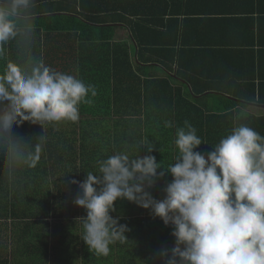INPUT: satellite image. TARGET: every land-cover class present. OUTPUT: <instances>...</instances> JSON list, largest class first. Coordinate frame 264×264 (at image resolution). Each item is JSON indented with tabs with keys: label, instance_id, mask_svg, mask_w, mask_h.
<instances>
[{
	"label": "trees",
	"instance_id": "obj_1",
	"mask_svg": "<svg viewBox=\"0 0 264 264\" xmlns=\"http://www.w3.org/2000/svg\"><path fill=\"white\" fill-rule=\"evenodd\" d=\"M48 1L34 0L31 40L21 45L14 39L3 46L0 72L8 60L24 66L34 57L95 85L97 95L90 97L91 104L80 105L77 122L46 123L44 129L28 121L13 125L12 135L21 142H35L46 133V143L31 168H9L0 150V264H162L159 250L175 243L172 227L127 200H117L111 215L128 225V239L111 245L107 256L92 254L77 221L86 209L73 202L81 190L71 181L97 172V162L115 152L139 155L144 143L155 147L151 153L142 147L141 156L154 155L167 167L178 154L175 130L185 120L204 142L195 150L205 155L238 123L264 136V113L247 111L249 105H264L259 37L264 28L253 17L264 14L242 13L239 43L240 18L233 11L192 10V0ZM193 23H203L199 34L227 35L224 47H199ZM120 24L130 29L129 40L118 38ZM218 59L237 70L252 67L246 68L252 75L245 90L232 89V84L227 89L200 70ZM155 65L162 74L146 70ZM238 113L244 118L237 119ZM166 121L173 126L166 127ZM171 180L167 173L158 179L152 195L163 199Z\"/></svg>",
	"mask_w": 264,
	"mask_h": 264
},
{
	"label": "clouds",
	"instance_id": "obj_2",
	"mask_svg": "<svg viewBox=\"0 0 264 264\" xmlns=\"http://www.w3.org/2000/svg\"><path fill=\"white\" fill-rule=\"evenodd\" d=\"M33 7L34 0H0V57L8 41L30 42ZM96 95L95 85L43 60L30 57L24 66L8 60L0 72V150L7 166L35 167L46 143L45 131L35 142H21L12 135L13 125L28 121L44 129L46 123L77 122L80 105ZM174 143L178 154L167 167L154 155L141 156L142 147L149 153L155 147L144 143L139 155L115 152L97 162V172L71 181L81 190L73 202L86 209L77 221L91 253L107 256L111 245L128 239V225L111 215L117 200H127L172 227L175 243L159 250L162 264H264V136L238 123L205 155L195 150L204 142L185 120ZM166 173L172 180L157 199L150 190Z\"/></svg>",
	"mask_w": 264,
	"mask_h": 264
},
{
	"label": "crops",
	"instance_id": "obj_3",
	"mask_svg": "<svg viewBox=\"0 0 264 264\" xmlns=\"http://www.w3.org/2000/svg\"><path fill=\"white\" fill-rule=\"evenodd\" d=\"M54 0H49L48 2H53ZM61 2H64L61 0ZM159 3V2H158ZM156 3V4H158ZM161 4V3H160ZM192 10H199V11H226L231 10L235 15H237L240 18V27L238 29V35H237V41L241 43V15L242 13H248V11H254L255 13H259L260 15L264 14V0H192ZM162 6V5H160ZM255 19H260V24L262 28H264V17H258L257 14L253 16ZM209 19V18H207ZM203 24V23H202ZM199 23H193V33L196 40L198 42H201L199 44V47H202V44H211V47L213 46L216 49H222V44L224 42H227L228 37L227 35L221 34L217 31H205L202 34H199L201 31V26ZM211 24V23H210ZM99 26V25H97ZM106 26V25H103ZM120 28L117 33L120 34L118 38L129 40V37L131 35L130 29L123 25H116ZM260 37V48L264 47V33L259 34ZM259 47V46H257ZM254 48L255 50H258V48ZM238 50V58H241V44L239 46ZM250 49V48H246ZM249 56H251L249 54ZM264 57V56H263ZM264 60V58H263ZM225 61V60H224ZM209 64L205 66L206 68H200L202 71H207V74L214 75L217 82H219L222 86H226V88H230L229 85L232 84V89L240 88L241 90H245L246 87L249 85L250 77L249 75H252L249 70H252V67L249 65L246 66H239L241 70H237L239 68H229L228 63L223 62L222 59H218L217 62ZM241 63V60L240 62ZM248 68L249 70H246ZM148 71V69H146ZM153 74H162L164 70H162L161 66H153L149 69ZM247 75V76H246ZM229 77L235 78L234 81L229 79ZM241 78V79H240ZM248 112L252 113H258L263 114L264 108L257 107V105H249V108L247 109Z\"/></svg>",
	"mask_w": 264,
	"mask_h": 264
},
{
	"label": "water",
	"instance_id": "obj_4",
	"mask_svg": "<svg viewBox=\"0 0 264 264\" xmlns=\"http://www.w3.org/2000/svg\"><path fill=\"white\" fill-rule=\"evenodd\" d=\"M237 100L241 101L240 99H237ZM256 105H258V107L264 108V105H262V104H256Z\"/></svg>",
	"mask_w": 264,
	"mask_h": 264
},
{
	"label": "rangeland",
	"instance_id": "obj_5",
	"mask_svg": "<svg viewBox=\"0 0 264 264\" xmlns=\"http://www.w3.org/2000/svg\"><path fill=\"white\" fill-rule=\"evenodd\" d=\"M146 69H148V70H149V69H150V67H146Z\"/></svg>",
	"mask_w": 264,
	"mask_h": 264
}]
</instances>
